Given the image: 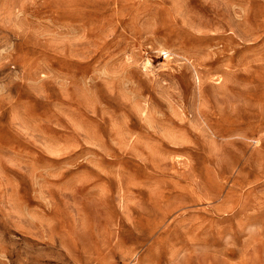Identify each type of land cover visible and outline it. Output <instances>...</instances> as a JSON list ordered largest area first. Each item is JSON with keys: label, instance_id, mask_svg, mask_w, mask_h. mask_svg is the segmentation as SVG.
Segmentation results:
<instances>
[{"label": "rangeland", "instance_id": "374dc122", "mask_svg": "<svg viewBox=\"0 0 264 264\" xmlns=\"http://www.w3.org/2000/svg\"><path fill=\"white\" fill-rule=\"evenodd\" d=\"M0 264H264V0H0Z\"/></svg>", "mask_w": 264, "mask_h": 264}, {"label": "bare ground", "instance_id": "6f19581e", "mask_svg": "<svg viewBox=\"0 0 264 264\" xmlns=\"http://www.w3.org/2000/svg\"><path fill=\"white\" fill-rule=\"evenodd\" d=\"M150 59V58H149ZM149 59H147V60H149ZM148 63V62H147Z\"/></svg>", "mask_w": 264, "mask_h": 264}]
</instances>
